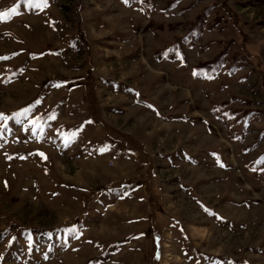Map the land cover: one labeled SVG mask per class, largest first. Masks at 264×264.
I'll list each match as a JSON object with an SVG mask.
<instances>
[{
	"label": "rangeland",
	"instance_id": "374dc122",
	"mask_svg": "<svg viewBox=\"0 0 264 264\" xmlns=\"http://www.w3.org/2000/svg\"><path fill=\"white\" fill-rule=\"evenodd\" d=\"M38 2L0 0V264H264V0Z\"/></svg>",
	"mask_w": 264,
	"mask_h": 264
},
{
	"label": "snow or ice",
	"instance_id": "6c2138e0",
	"mask_svg": "<svg viewBox=\"0 0 264 264\" xmlns=\"http://www.w3.org/2000/svg\"><path fill=\"white\" fill-rule=\"evenodd\" d=\"M36 2H37V0H26V3H28L29 5H31L33 3H36ZM127 2H128V0H125V3H127ZM40 4H42L43 6H47V0H39L38 6ZM15 11H16V9L15 8H12L8 12H0V20H6V19H8L9 16H10V14L13 13V12H15ZM8 58L9 57H0V59H8ZM149 107H153V106L152 105H149ZM25 111H27V110H25ZM14 115H16V114H14ZM0 119H4L5 122H7V118L4 116V113H2V112H0ZM49 119H54V117L53 116H50ZM68 140H69L68 137H65L64 138L65 143H67ZM40 155L43 156L44 154L43 153H40ZM8 158H11V157H8ZM5 184H6V182H5ZM205 211H208V209H205Z\"/></svg>",
	"mask_w": 264,
	"mask_h": 264
}]
</instances>
